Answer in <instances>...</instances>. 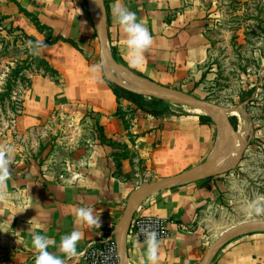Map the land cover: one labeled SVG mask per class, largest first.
<instances>
[{
    "label": "crops",
    "instance_id": "obj_1",
    "mask_svg": "<svg viewBox=\"0 0 264 264\" xmlns=\"http://www.w3.org/2000/svg\"><path fill=\"white\" fill-rule=\"evenodd\" d=\"M189 1L104 0L108 43L125 69L169 89L200 81L208 54L206 14L197 2ZM115 7L134 12L138 22L143 23L153 37L152 45L136 68L129 65L124 34L113 15ZM25 13L65 40L80 36L82 32L86 37L91 34L92 20L87 19L89 8L86 9L84 0H0L3 22L13 23L17 29L39 41L41 34ZM3 22H0V28ZM39 55L54 69L64 72L65 80L60 86L42 77L41 82L34 80L31 89H34L37 101L60 90L66 101L88 103L90 109L104 120L102 136L106 144L87 143V156L82 163H76V158L84 148L70 144V155L63 165L65 168L60 171L49 158L42 164L31 162L18 173L13 170L4 195H0V264H35L31 238L36 224L44 226L39 234L55 241L48 248L50 253L60 257L65 264H86L79 256L83 247L102 239L103 229L108 225L120 231L129 202L145 186L137 178L125 176L129 172V160H122L120 172L123 175L119 174L114 166L113 144H121L124 149L142 157L150 154L155 168L152 176L158 180L182 173L202 155L200 148L191 152L193 131L186 117L153 118L138 111L133 112L131 124L126 126L124 118L126 120L129 115L114 116L130 104L120 105L99 73L89 74L84 69L79 53L69 44L57 42L41 48ZM195 144L205 146V141ZM57 146V151L63 150ZM14 165L20 168L22 162L17 160ZM203 192L200 185L193 182L165 188L147 198L137 209L134 218L157 217L167 222L168 237L159 241L157 264H199L205 243L188 227L200 209ZM77 207L93 208L100 227L77 224L74 215ZM74 230L81 231L83 238L77 244L78 255L66 258L57 246L63 235ZM255 236L235 238L236 241L220 251L215 264H264V239H255ZM126 242V264H140L143 244L133 237H127Z\"/></svg>",
    "mask_w": 264,
    "mask_h": 264
},
{
    "label": "rangeland",
    "instance_id": "obj_2",
    "mask_svg": "<svg viewBox=\"0 0 264 264\" xmlns=\"http://www.w3.org/2000/svg\"><path fill=\"white\" fill-rule=\"evenodd\" d=\"M84 1L88 9L89 4ZM193 1L197 2L206 14L205 36L208 42V54L203 64V76L194 85L180 86L172 90L183 92L220 108L227 113L236 131L238 129L236 113L242 114L248 130L243 141L244 152L239 164L233 170L201 182L192 181L200 185L204 192L200 209L188 229L200 235L205 243L203 257L211 244L229 229L244 223L264 220V212L252 215L246 212L250 204L264 207V0ZM96 3L97 0L96 2L91 0L92 14L97 19L99 8ZM87 19L91 20L90 13ZM3 20L1 17L0 22ZM0 29V95H3L2 89L10 74L8 68H14L15 64L27 61L29 50L26 46L28 43L21 39L22 34L17 31L13 23L3 22ZM81 34L67 41L75 46L85 65L84 69L89 74L97 71L103 80L108 82L102 71L100 45L93 23L89 37L83 32ZM59 37L56 33L44 32L39 42H43L45 45L43 48H48L47 44L58 40ZM112 49L108 43L110 56L117 63ZM121 71L130 73L125 69ZM40 75L34 68L28 69L22 74L21 81L14 85L12 93L0 102V146L7 145L13 148L9 154L11 174L13 170L16 173L22 171L31 162L42 164L44 160L49 159L60 171L65 168L63 165L70 155L69 146L84 148L76 158V163H82L87 156L88 149L85 148L87 143L99 141L106 144L102 139L104 120L90 109L88 103L78 100L66 101L60 90H54L48 93L47 99L37 101L31 85L34 80L42 81ZM54 78L62 85L65 73L58 71ZM123 82L126 85L133 83L140 85L135 80L129 81L131 84L125 80ZM28 84L30 87L26 88ZM9 96L12 100H9ZM114 99L120 105L127 102L117 99L115 95ZM20 100L24 102V111L12 123L13 111L10 103L18 104ZM129 104L126 110L114 114V116L129 115L126 120L124 118L126 126L131 124L133 112H141L136 105ZM140 104L148 113L163 110V117L188 118L189 126L193 131L191 152L194 153L200 148L202 155L188 169L207 164L214 157L220 142L226 137V130L213 117L198 115L185 104L147 97H144ZM198 141H205V146L198 147V144H195ZM57 145L63 150L57 151L55 149ZM113 147L114 166L120 175H123L120 172L122 160H129L127 163L129 172L125 174L126 177L133 176L144 182L145 186L158 180L152 176L155 168L150 154L139 156L132 150L124 149L118 143L113 144ZM225 148L231 151L225 156L233 155V152H237V142L234 139L228 140ZM236 157L237 155L233 157V163ZM17 160L22 162L20 168L14 165ZM229 162L230 160L227 163ZM213 166L214 164L208 168L211 171L216 170ZM255 235H257L255 239H264V233ZM236 240L233 239L218 248L208 264H215L220 251ZM1 249L0 247V260Z\"/></svg>",
    "mask_w": 264,
    "mask_h": 264
},
{
    "label": "water",
    "instance_id": "obj_3",
    "mask_svg": "<svg viewBox=\"0 0 264 264\" xmlns=\"http://www.w3.org/2000/svg\"><path fill=\"white\" fill-rule=\"evenodd\" d=\"M87 2L89 4V13L91 16V20L99 40L100 61H101L102 71L105 75V79L110 84L115 85L127 92H130L132 94L141 97L159 98V99L163 98L171 102L185 104L190 108L204 111L207 113L208 116L215 118L218 121V124L221 125V127H223L227 132L224 141L220 143L217 151L215 152L214 157H212V159L209 160L207 164L203 166H198L196 168L188 169L182 173H179L171 177L156 180L152 184L142 187L134 195V197L131 199V201L128 204L127 211L124 220L121 224V229L119 232L120 264H126L127 236L131 226V222L140 205L147 198H149L150 196H152L153 194H155L156 192L162 189L175 187L192 181H201V180L209 179L233 170L239 164V160L244 152V144L243 141L240 139L237 131H235L234 128L232 127L227 117V113L221 110L220 108H217L206 101L198 100L183 92L157 85L149 81L148 79H144L139 77L138 75H135L130 71H129L130 73H123L121 70L125 69V67L117 64L111 58L110 53L108 51L107 12H106L104 0H97V4L99 5L98 6L99 15L97 19L92 14L91 0H87ZM125 71L128 70L125 69ZM123 80L138 81L140 85L146 88V90H141L138 87H132L126 85L123 82ZM231 139H234L237 142V147L239 149L234 163L224 169L211 171L208 167L216 162L218 157L222 154L223 150L225 149L226 142ZM256 233H264V220L244 223L229 229L211 244V246L208 248V250L202 257L199 264H208L214 252L218 248L225 245L227 242L231 241L232 239L240 238L243 236L256 234Z\"/></svg>",
    "mask_w": 264,
    "mask_h": 264
},
{
    "label": "clouds",
    "instance_id": "obj_4",
    "mask_svg": "<svg viewBox=\"0 0 264 264\" xmlns=\"http://www.w3.org/2000/svg\"><path fill=\"white\" fill-rule=\"evenodd\" d=\"M113 15L124 34L123 43L129 65L130 67L136 68L142 61L144 52L152 45L153 37L148 28L143 23L138 22L136 14L127 8L115 7L113 9ZM44 46L43 42H38L33 49V54L39 55L40 49ZM12 151L13 148L11 146H0V195H4L3 190L6 188L7 181L11 175L9 171V165L11 163L9 154ZM246 212L249 215L253 213L259 214L264 212V207L257 204H250ZM74 215L76 218L75 222L79 225H86L88 227L95 226L97 229L100 227L99 217L94 215V209L91 207H77ZM43 227L42 224L33 226L31 250L35 253V264H65L64 260L48 251V248L55 241L47 235L39 234ZM142 235L144 236L143 241H138V243H142L144 246L143 258L140 264H157L160 245L157 231L146 228L142 230ZM82 238L83 233L77 230L63 235L57 246L58 251L66 258L76 257L78 255L77 244Z\"/></svg>",
    "mask_w": 264,
    "mask_h": 264
},
{
    "label": "trees",
    "instance_id": "obj_5",
    "mask_svg": "<svg viewBox=\"0 0 264 264\" xmlns=\"http://www.w3.org/2000/svg\"><path fill=\"white\" fill-rule=\"evenodd\" d=\"M105 4V3H104ZM106 7V5H105ZM107 11V9H106ZM24 12V11H21ZM26 17L30 19L32 25L36 28V30L42 35L44 32H49V33H53L52 30L45 26L42 25L40 22H38L33 16L25 13ZM17 31L19 33L22 34L21 39H23L26 43H28V45H26L28 47V59L27 61H23L19 64H15L14 68L9 67L8 69L10 70V74L8 77V80L5 83V87L2 89V91L4 92L3 95H0V102L2 101V99L6 98V96L10 95V93H12L14 85L19 83L21 81L22 78V74L24 72H26L28 69H35L37 72H39L42 78L45 79H50L52 81H54L55 84L57 85H61L58 84L57 81H55V76H57L58 71L56 69H54L47 60H45L44 58H42L40 55H35L33 54V49L34 47L37 45V43L39 42L38 40H36L33 37H30L28 35H26L24 32L20 31L19 29H17ZM9 35V34H8ZM15 38V37H14ZM21 42V41H19ZM31 42V43H29ZM57 42H63L66 44H69L72 48L75 49V46L73 44H71L69 41L62 39L61 37L58 38V40H55L49 44H47L48 47L56 44ZM76 50V49H75ZM112 53L114 58L116 59L117 63L125 66L124 63L120 60H118L116 58V52H114V50L112 49ZM141 78L146 79L145 77H143L142 75H138ZM106 84L109 86V88L111 89L112 93L115 95V97L117 99H123L129 103H132L134 105L137 106L138 110H140L141 112L146 113L147 115L153 117V118H162L164 116L163 114V110H157L151 113H148L144 110V108L141 106L140 101L144 98L135 94H132L130 92H127L115 85L110 84L109 82H106ZM29 86H27L26 88L30 87V84H28ZM12 100V97L9 96V100ZM156 100V99H155ZM11 108H12V120L11 122L14 123V121L19 118L23 111H24V102L23 100H20L18 104L12 102L10 103ZM118 116V115H117ZM234 130L236 131V128H234ZM103 141L105 142L104 137L102 136Z\"/></svg>",
    "mask_w": 264,
    "mask_h": 264
},
{
    "label": "built area",
    "instance_id": "obj_6",
    "mask_svg": "<svg viewBox=\"0 0 264 264\" xmlns=\"http://www.w3.org/2000/svg\"><path fill=\"white\" fill-rule=\"evenodd\" d=\"M151 228L157 231L159 241L168 237L167 222L157 217L134 218L127 237L143 241L142 230ZM104 236L95 243H89L80 252V258L86 264H120L119 230L111 225L104 229ZM183 230H186L183 228Z\"/></svg>",
    "mask_w": 264,
    "mask_h": 264
},
{
    "label": "bare ground",
    "instance_id": "obj_7",
    "mask_svg": "<svg viewBox=\"0 0 264 264\" xmlns=\"http://www.w3.org/2000/svg\"><path fill=\"white\" fill-rule=\"evenodd\" d=\"M93 2L95 1V0H92ZM129 82V81H128ZM130 83V82H129ZM133 83V82H132ZM131 84V83H130ZM129 86H132V87H138V88H140L141 90H146V88L144 87V86H142V85H136V84H134L133 83V85H129ZM191 109V111H193V112H195L196 114H198V115H207V113L206 112H204V111H200V110H198V109H194V108H190ZM191 114V113H190ZM237 115H236V117L238 118V129H237V133H238V135H239V137H240V139L242 140V141H244V139H245V137L247 136V134H248V130H247V127H246V123L244 122V116L242 115V114H239V113H236ZM215 119V118H214ZM216 120V119H215ZM214 121V120H213ZM216 122L218 123V121L216 120ZM221 126V125H220ZM224 137V136H223ZM221 143V142H220ZM235 147H236V145H235ZM217 150V149H216ZM234 150V149H233ZM213 151H215V150H213ZM230 150L228 149V148H225L224 150H223V152H222V154L218 157V159L216 160V162L214 163V166L213 167H215L216 168V170H220V169H224V168H226V167H228V166H230V165H232L233 164V157L234 156H236L237 154H238V151H239V149H238V147H237V152L236 153H234L233 152V155L231 154L230 156L229 155H227V156H225L228 152H229ZM231 152V151H230ZM230 160V162L229 163H227L228 161ZM227 163V164H226Z\"/></svg>",
    "mask_w": 264,
    "mask_h": 264
}]
</instances>
